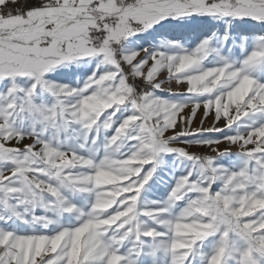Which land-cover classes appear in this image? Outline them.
<instances>
[{"label":"snow or ice","instance_id":"obj_1","mask_svg":"<svg viewBox=\"0 0 264 264\" xmlns=\"http://www.w3.org/2000/svg\"><path fill=\"white\" fill-rule=\"evenodd\" d=\"M0 264H264V0H0Z\"/></svg>","mask_w":264,"mask_h":264}]
</instances>
